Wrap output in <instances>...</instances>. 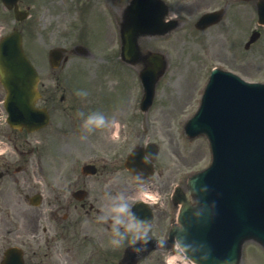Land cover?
Returning <instances> with one entry per match:
<instances>
[{"label": "rangeland", "instance_id": "rangeland-1", "mask_svg": "<svg viewBox=\"0 0 264 264\" xmlns=\"http://www.w3.org/2000/svg\"><path fill=\"white\" fill-rule=\"evenodd\" d=\"M24 4L31 6L32 4H35V13H33L29 20L23 23V29L26 34L25 43L26 47L28 48V52H30V55L35 60L36 65L42 74V81L47 87L54 83V79L52 78V70L48 64L47 58V52L49 48L53 45H65L67 47H71L73 44L80 41L78 40L77 36L81 27L80 21L83 19L78 12L74 11V4L72 0H67L66 5H62L61 0H24ZM52 5L57 7V9L60 11L59 20L55 15L57 9L51 7ZM65 10H67V13L64 15L63 11ZM90 20L91 19H89L88 22H90ZM14 23L15 21L12 15H10L0 3V34L11 30L14 26ZM108 23L109 21H106L102 28L101 26L99 27V32L96 31L95 33V35L102 36V41L99 38L96 39L98 42L101 41L100 44L94 43L93 45L92 43L83 39V41L86 42L87 45L93 50V57L72 55L70 61L67 63L64 69L56 71L55 75L61 77V82L67 86V89L74 88V85L71 84L73 77L74 80L75 78L78 80L79 78L84 79L85 76L88 81L93 83V87L97 93H101L103 95L107 94L109 96L112 93H116L111 96L113 103L114 100H116L118 93L121 98H123L122 104L119 107L124 106V108L127 107L128 109L130 108V104L127 103L128 99L129 102H131L134 97H140V90L137 91V83L136 81H133L134 93L138 92L136 95L131 94L128 87H125V89L121 91L119 88L120 84H116L120 82V79L116 76L108 74L111 70H105V67L109 65L106 63V61L113 63V49L116 51L117 47V39H114L113 33H109V27L107 26ZM92 26L98 28L97 24L94 22H92ZM90 31L91 27L87 25L84 34H89ZM27 32L29 35H27ZM157 43L159 42H152L154 45H157ZM164 44L171 46V43ZM254 50L251 51V53L254 54V58H247L245 64L238 68L245 76L249 78L263 77L264 42L257 50ZM234 53L236 55L245 56V54L239 49H234ZM185 57L186 53L181 51L178 55L177 62L173 61V68H171L170 72L159 87L156 105L149 116V123H155L154 125H156L158 122L157 127H160L158 135H155L157 138L160 137V135H165L168 138L172 137L174 125H176V118L178 115H180L182 112H191L198 103L199 96L195 95L194 89L199 85L198 81H201L207 74L208 69L207 67H200L196 63L194 64V67L186 68V66L190 65L191 63L190 61L184 62L183 60ZM226 59H228V57ZM76 71H80V73L76 74ZM123 78L124 76H122L121 80H123ZM80 86L81 85L78 84V87ZM128 86L132 88V85L128 84ZM68 91L69 90H67V92ZM74 91L76 90L74 89ZM125 100H127L126 103ZM164 106L172 107L170 109L171 111L161 112V109ZM115 107L108 108L109 110L104 113L109 120H117L115 118L118 116L113 111ZM57 113L58 117H62L64 112L59 110ZM127 116L128 115H126L125 118ZM137 118L138 122L142 123L143 116L139 114L135 119ZM54 123L57 124V120H55ZM179 127L181 128V123L179 124ZM153 128L154 126L151 125L149 128L150 134ZM181 150V169L191 164H193V166L201 167L209 162L208 148L203 141L198 140L194 146L189 147L187 142L184 140ZM163 156L166 157L164 152ZM178 180H181V176L178 177L177 181ZM248 249L249 252H251V246H248ZM176 262L179 263L180 261L176 260ZM173 263L177 264L172 261V264Z\"/></svg>", "mask_w": 264, "mask_h": 264}, {"label": "clouds", "instance_id": "clouds-1", "mask_svg": "<svg viewBox=\"0 0 264 264\" xmlns=\"http://www.w3.org/2000/svg\"><path fill=\"white\" fill-rule=\"evenodd\" d=\"M77 95L81 97H86L88 91L85 89H79L76 92ZM80 116H83L84 119L81 124L83 130L81 134V139H86L87 135L95 132L98 129H103L110 126L111 123L108 117L98 110L90 111L85 115L84 111L79 112ZM148 157H145L147 161ZM141 173H137V176H140ZM131 204L129 198L123 193L118 192L113 201L107 206V210L104 211L102 215L98 217L101 221H108L109 218L112 220V231L114 235L111 239V244L115 247H119L124 244L125 239H129L131 243H135L137 240L150 239L149 232L151 229L150 222L147 221H138L135 216L131 214ZM125 217H128L126 220ZM120 225H124V231H121ZM138 252L139 249H136Z\"/></svg>", "mask_w": 264, "mask_h": 264}, {"label": "water", "instance_id": "water-1", "mask_svg": "<svg viewBox=\"0 0 264 264\" xmlns=\"http://www.w3.org/2000/svg\"><path fill=\"white\" fill-rule=\"evenodd\" d=\"M7 44H8V42H5V44L1 46V61H2V63H6V61H4V59H3V54L6 51ZM17 44H18V41H16V45ZM16 61H17L16 63H13L12 65H10L8 67V70H10V73H12V74L15 73V70H16L17 66L23 64V62H22L23 58L21 57V55H18ZM28 72H31V70H29ZM34 80H35V75H34V73L32 71V96H33ZM197 213H199V216H196L195 223L205 221L207 219V217H208L204 211H199Z\"/></svg>", "mask_w": 264, "mask_h": 264}]
</instances>
